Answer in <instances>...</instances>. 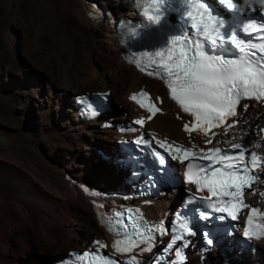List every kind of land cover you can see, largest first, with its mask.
<instances>
[{
	"label": "rangeland",
	"instance_id": "obj_1",
	"mask_svg": "<svg viewBox=\"0 0 264 264\" xmlns=\"http://www.w3.org/2000/svg\"><path fill=\"white\" fill-rule=\"evenodd\" d=\"M87 1L89 4H97V7L102 9L106 0ZM80 2L81 0H0V133L3 131L2 134L6 136L9 134L13 136L16 133L24 141L38 146L37 148L46 156L54 153V160L49 157L53 162H56V158L71 161L70 157L81 151V155L72 162V169L80 170L82 166L81 170H86L85 180L89 187L93 189V186H97V189L101 190L99 188L103 184L104 189H108L117 183H112L110 173L107 174V170L105 171L106 167L112 169L111 165L105 163L98 154L100 147H103L102 141H92L91 137L89 142L81 141L80 146L77 142H71L62 134L66 113L72 105L73 95L78 96L84 92L109 87L108 90L112 92L113 115L106 118H115L116 121L131 119L128 103H132L131 101L127 103L125 93L119 87L120 83H117L118 80L105 86L100 78L117 79L115 75L121 74L123 81L128 84L131 83L133 67L129 65L122 67L124 65L122 50L119 56H113L107 49L104 42L105 25L100 27L96 24L97 26L88 27L76 15L75 8ZM111 3L113 10H116L117 2L111 0ZM127 4L131 7L128 2ZM125 16L130 15L122 17ZM145 81L151 87H149L151 91L156 85L162 84L148 77H145ZM122 85L124 84H121V87ZM52 93H58L56 98L60 99L59 109L56 104L49 109ZM261 113L264 114L252 111V116H246L245 123L240 121L236 128L242 126V129L235 131L234 136H241L250 141L251 136L257 138L255 125ZM165 117L175 118L174 115ZM175 120L183 127V122L177 118ZM104 131L101 134L109 135L107 139L111 140L109 143L113 147L118 145L117 132ZM145 135L153 139L147 132ZM235 138L233 141H237ZM85 144L94 145L89 155H86L88 151L84 150ZM85 161L86 166H83ZM3 170L0 169V191L6 198L8 208L4 216L0 217V264H50L57 257L66 255L68 248L53 249L43 245L46 241L41 239L35 224L38 214L26 207L19 208L13 193H18L22 189L14 180L12 173ZM184 196L185 192L182 191L179 201H182ZM96 233L82 245L92 247L91 240L94 241ZM40 246L51 252V257V253H48V257L41 253ZM259 246V249L264 250V245ZM228 250L230 249L215 251L207 258L205 264L221 262L225 257L224 252ZM232 253L235 251L231 252L229 257H225L227 261L236 262L237 258L242 259L245 255L231 256ZM191 257L190 264H200L195 256Z\"/></svg>",
	"mask_w": 264,
	"mask_h": 264
},
{
	"label": "bare ground",
	"instance_id": "obj_2",
	"mask_svg": "<svg viewBox=\"0 0 264 264\" xmlns=\"http://www.w3.org/2000/svg\"><path fill=\"white\" fill-rule=\"evenodd\" d=\"M115 1L117 2L116 10H113V4L111 3V0H106L104 2V6L102 5L101 9L105 10L107 13H110L112 15V18L105 17L100 20L95 19V17L91 14V11H99L100 9L97 8L100 7H97V4L95 3L89 4L87 0H81V2L78 3L75 8V13L88 27L96 24H98V26L100 27L105 25L104 27L106 29V36H104V42L106 44V47L108 50H110V53L113 56H119V53L121 52L120 44L117 39L116 30L112 27L113 24L111 20L116 18L117 15H131L130 13L132 9L127 4V0ZM122 53V57L124 60L125 54L123 51ZM119 60L123 62V60H121L120 58ZM123 63L124 65L121 66L126 67L127 64L125 62ZM134 69L135 68H133V74L131 75V83L128 84L123 81L124 78L121 74L115 75L117 79L111 78L109 80H106L105 77L100 79H102V81L105 83V86H109L114 83L115 80H118L117 83H120L119 87L123 89L121 90L125 93L124 96L127 99V103L131 100V97L140 90L147 91L149 93L152 92V96L157 101L161 112L155 115L154 117L149 116L145 112L140 110L138 107H136L134 104L128 103L131 109V119H140L141 117H145L146 127L144 129V133L147 132L148 134H150L151 137H153V142H156L162 146L160 142L167 141L169 145L179 146V148L181 149V151L179 152H177L173 147L164 146L165 148L170 150V152L174 155V158L179 160V155L184 150L196 149L202 155H206L209 150L213 149V146L226 147L235 144L236 141H233V138L235 137L239 140H244V137L241 138V136H234V132L239 129H242V126H240V128H236L230 131L221 130L219 133L214 134V137L212 135L205 136L199 134L198 132H185L184 124L187 123L189 124V127L192 128V119L186 116L178 108V106H176L173 102L170 101V99L168 98L167 91L165 90L163 84L156 85V88L151 91V87L145 81V75ZM144 83H146V85H144ZM121 84H124L122 85L123 87H121ZM108 89L109 87L103 90L99 89L89 92H106L108 91ZM56 95H58V93H52V95H50V98H52L53 100L50 99L51 101L49 102V109L55 104L59 109L58 104H60V99L56 98L58 97ZM76 97L77 94L73 95L72 105L67 110L68 113H66L65 119L66 123L63 125L64 128L62 134L68 137L71 142H77L78 145L82 143L81 141L89 142L91 137L92 141H102L101 145L109 151L107 152L108 154H103V152L101 151L99 152H101L107 157L115 156V153L118 152V145L113 147L109 143L111 142V140H107L109 139V135L101 134L102 131H104L101 129V121L107 122L109 119L104 117L100 120H94L89 123H83L79 119L77 107H75L74 105V100ZM127 103L124 104L127 105ZM250 104H252V106H250L251 108H249L247 112H240L239 118H237L236 121L244 122L246 116H252V111L257 113L264 112V100L262 102L255 101ZM110 109V113H112V102L110 104ZM165 115H174V117L177 118L178 121L183 122V127L182 125H179L175 118H167L165 117ZM2 132L0 134H2ZM117 135V139L123 138V136H121L120 134L117 133ZM7 137L9 139L8 145L4 146L3 148H0V169L9 170L12 173L14 180H16L18 185L20 186V189H22L18 193H13L14 200L19 206V208L26 207L32 209L35 213L38 214V217L35 218V224L37 225L36 228L38 229L42 237L41 239L46 241V243L43 245H48L53 249L59 247H63V249L68 248L66 251L68 253H71L72 250L84 251L93 248L91 246L86 247L84 244L89 241L92 234H94L95 232L97 233L95 234V237H93L94 241L91 240L92 244L98 241L101 244L115 245L118 239L114 240V238L105 233L103 228L98 225L92 204L93 202H98L97 195L116 193L119 189L124 187V171L116 167L114 165V161L111 163L108 162L109 165H111L110 167L112 169L106 167L105 171L107 170V172L110 173L109 175L111 176L113 182H117L114 185H117L118 187H116V189H104L105 186L103 184L99 188L101 190H98L97 186H93L94 188L92 189L89 187L88 182L85 180L86 170H81L82 166H80V170L72 169V162L75 161L77 156L81 155V151L77 155L70 157L69 160L71 161L62 158H56V162H53L49 157H52V159L54 160V153L49 154V156L44 155L37 148L38 146H35L32 142L28 143L24 141L22 138H19L16 133L13 136H10L9 134L7 135ZM128 137L133 138L135 136L129 135ZM208 139L212 140V144L207 143ZM104 140L108 142H104ZM93 146L94 145L92 144L84 145V150L88 151L86 155L90 154ZM85 164L86 161L84 162L83 166H86ZM105 165L102 166L105 167ZM182 191H184L183 188L179 190L177 196L169 192H163L162 199L153 202L151 206L142 208L144 217L147 219H157L160 217H164L167 213H172L178 205V201L180 199ZM7 208L8 207L6 204V198L4 194L0 191V217L4 216V212L6 213ZM83 242L84 244L82 245ZM230 243H233V241L231 240ZM259 245L263 246L264 240L260 241L258 246ZM82 246L84 247V249H79ZM76 247H78V249H75ZM218 250H221V248H218ZM218 250L216 249L215 251ZM40 251L47 257L49 255L48 253H51L48 250H45L43 247L40 248ZM230 251L233 252V250L230 249L228 250V252H224V256L229 257V254L231 253ZM238 251L240 252V250ZM238 251L232 253L231 256L235 254L237 255ZM247 251L248 253H245L242 259L237 258L236 262L227 261V258L224 257L223 260L221 262L219 261L217 264H264L263 248L257 249L256 251L248 249ZM212 253H210L207 258H209ZM51 255L52 253L50 254V257ZM60 257H57L56 259ZM191 258L192 257H190V261L188 262V264L191 263ZM195 258L198 260V257L195 256ZM56 259H54V261Z\"/></svg>",
	"mask_w": 264,
	"mask_h": 264
},
{
	"label": "snow or ice",
	"instance_id": "obj_3",
	"mask_svg": "<svg viewBox=\"0 0 264 264\" xmlns=\"http://www.w3.org/2000/svg\"><path fill=\"white\" fill-rule=\"evenodd\" d=\"M187 11L184 14L185 30L181 35L170 40V47L156 53L161 57L157 64V72L149 75H158L159 70L163 69V77L166 78L167 86L171 92V98L176 101L185 113H190L195 118L197 127L190 128L189 124H184V131L191 133L200 131V125L204 130L217 127L228 117L236 115V105L239 99L243 97L264 99V63L254 64L249 59V53L246 48L259 47L264 52V44L259 46L245 44L243 38L238 39V34L243 37V33H248L250 29L264 33V22L259 26L255 22H249L243 25L242 34L233 31L228 34L225 31V22L219 19L210 11L206 3L200 0H186ZM221 5L226 4L228 9H237V3L232 0H219ZM156 0H149L144 5V16L149 22L161 24L159 16L150 14V6H155ZM242 11V9H241ZM264 21V20H261ZM191 32V35L189 33ZM264 39V36H261ZM226 44L234 45L240 53H245L239 59H228L219 55V51L227 52ZM243 45V46H242ZM217 54L213 55L212 53ZM264 60V57H261ZM141 96L147 95L141 93ZM136 100V97H132ZM141 107L145 105L141 104ZM147 111L151 116H155L161 110L154 103L147 105ZM179 118V117H178ZM137 124H143V120L136 121ZM162 146L173 147L177 152L181 151L179 146L169 145L167 141L160 142ZM208 144L212 140L208 139ZM232 148L240 149L238 155L221 156L222 149L213 146L212 155L218 157L215 163L222 164V168H213L203 177H193L191 168L188 173V181L196 185V188L207 192L212 197H225L229 201H222V204L216 210L227 212L232 219H236V209L239 204H243V189L251 187L255 176L246 175L249 172V164L245 162L244 148L240 144H233ZM194 155L190 151H184L183 156L187 158ZM251 160V167H258L259 158L255 153H248ZM208 158V157H205ZM226 161L227 163H222ZM256 215V210H252ZM251 218L248 224L252 225ZM258 229H264V225H257ZM189 234L191 230L188 229ZM245 236H253L259 239V234L252 231H245ZM99 244L100 242H96ZM121 241L117 240L114 247L117 251H123L119 248ZM137 244H144L143 241H136ZM212 243L211 240L208 241ZM144 251L151 250V244L147 243ZM179 255V254H178ZM129 264H133L130 261Z\"/></svg>",
	"mask_w": 264,
	"mask_h": 264
},
{
	"label": "trees",
	"instance_id": "obj_4",
	"mask_svg": "<svg viewBox=\"0 0 264 264\" xmlns=\"http://www.w3.org/2000/svg\"><path fill=\"white\" fill-rule=\"evenodd\" d=\"M121 111V110H120ZM111 115H113L112 113H110L108 116H111ZM113 119H115V118H113ZM116 120V119H115ZM114 120V121H115ZM114 124V123H113ZM101 149H99V151H101V152H103V154L105 153V154H108L107 152L109 151V150H107L105 147H100ZM98 151V154L100 155V157H101V159L105 162V163H108L107 161H105L104 160V156L105 155H103L101 152H99ZM115 155H116V153H115ZM97 162H99V161H97ZM107 174H108V172H107ZM105 177H106V175H105ZM122 178H123V176H122ZM95 181V180H94ZM112 183H114V182H112ZM116 187H118L117 185H113V186H111V188H113V189H116ZM181 203V201H178V205ZM177 205V206H178Z\"/></svg>",
	"mask_w": 264,
	"mask_h": 264
},
{
	"label": "water",
	"instance_id": "obj_5",
	"mask_svg": "<svg viewBox=\"0 0 264 264\" xmlns=\"http://www.w3.org/2000/svg\"><path fill=\"white\" fill-rule=\"evenodd\" d=\"M8 143H9L8 137L6 135L0 134V147H4V146L8 145ZM53 262H54V260L51 263H53Z\"/></svg>",
	"mask_w": 264,
	"mask_h": 264
},
{
	"label": "clouds",
	"instance_id": "obj_6",
	"mask_svg": "<svg viewBox=\"0 0 264 264\" xmlns=\"http://www.w3.org/2000/svg\"><path fill=\"white\" fill-rule=\"evenodd\" d=\"M252 0H244V4L251 3ZM256 3H259L260 5L264 6V0H255ZM67 254V253H66Z\"/></svg>",
	"mask_w": 264,
	"mask_h": 264
}]
</instances>
